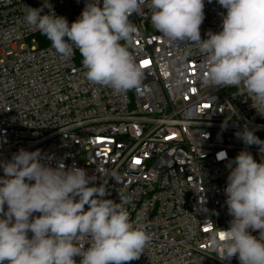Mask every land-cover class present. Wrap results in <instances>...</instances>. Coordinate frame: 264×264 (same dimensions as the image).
Instances as JSON below:
<instances>
[{"label": "built area", "instance_id": "1", "mask_svg": "<svg viewBox=\"0 0 264 264\" xmlns=\"http://www.w3.org/2000/svg\"><path fill=\"white\" fill-rule=\"evenodd\" d=\"M85 3L0 0V161L38 149L44 164L75 165L95 176L96 186L108 189L106 199L124 197L131 220L151 234L129 264H240L238 255L220 260L211 245L232 220L224 193L229 161L241 150L261 161L259 147L246 146L235 133L247 126L264 140V117L242 87L203 85L198 46L164 38L146 6L130 17L138 32L128 44L144 72L141 85L118 94L88 82L78 49L62 59L24 21L27 7L43 4L42 15L54 11L70 21ZM226 11L205 0L202 40L209 30H222ZM221 152L226 159H217Z\"/></svg>", "mask_w": 264, "mask_h": 264}, {"label": "clouds", "instance_id": "2", "mask_svg": "<svg viewBox=\"0 0 264 264\" xmlns=\"http://www.w3.org/2000/svg\"><path fill=\"white\" fill-rule=\"evenodd\" d=\"M217 2L227 10L222 30H209L203 40L205 0H86L71 24L54 11L42 15L48 7L43 4L27 7L24 21L29 31L45 35L62 59L78 49L86 80L120 94L138 88L144 78L128 44L138 32L130 17L146 6L164 38L198 46L203 85L242 87L264 117V0ZM235 135L246 146H258L261 161L247 150L229 161L224 193L232 220L211 246L220 260L238 255L240 264H264V140L247 126ZM226 158L225 152L217 156ZM0 168V264H77V256L79 264H129L151 241L148 226L131 220L125 198L106 199V185L96 186V177L84 168L51 167L41 162L38 149H20L0 161Z\"/></svg>", "mask_w": 264, "mask_h": 264}, {"label": "snow or ice", "instance_id": "3", "mask_svg": "<svg viewBox=\"0 0 264 264\" xmlns=\"http://www.w3.org/2000/svg\"><path fill=\"white\" fill-rule=\"evenodd\" d=\"M148 65H149V61H148V60H144V61H142V66H143V67H147ZM193 91H195V89H193ZM205 107H207V105H205ZM135 163H136V164H139V163H140V160H136ZM221 238H223V237H222V234H221Z\"/></svg>", "mask_w": 264, "mask_h": 264}, {"label": "trees", "instance_id": "4", "mask_svg": "<svg viewBox=\"0 0 264 264\" xmlns=\"http://www.w3.org/2000/svg\"><path fill=\"white\" fill-rule=\"evenodd\" d=\"M79 17V16H78ZM78 17H76V18H74V19H71L70 21H68L69 22V24H71L73 21H75V20H77V18Z\"/></svg>", "mask_w": 264, "mask_h": 264}, {"label": "rangeland", "instance_id": "5", "mask_svg": "<svg viewBox=\"0 0 264 264\" xmlns=\"http://www.w3.org/2000/svg\"><path fill=\"white\" fill-rule=\"evenodd\" d=\"M0 58H1V55H0Z\"/></svg>", "mask_w": 264, "mask_h": 264}]
</instances>
